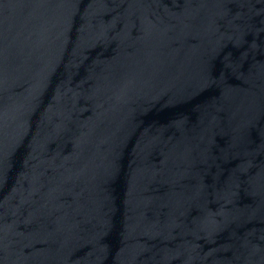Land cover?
<instances>
[{
    "label": "water",
    "instance_id": "1",
    "mask_svg": "<svg viewBox=\"0 0 264 264\" xmlns=\"http://www.w3.org/2000/svg\"><path fill=\"white\" fill-rule=\"evenodd\" d=\"M0 264H264V0H0Z\"/></svg>",
    "mask_w": 264,
    "mask_h": 264
}]
</instances>
